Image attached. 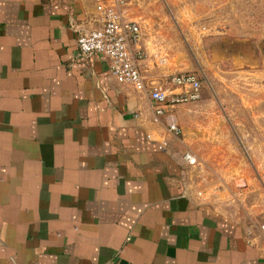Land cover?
Returning <instances> with one entry per match:
<instances>
[{"label": "crops", "instance_id": "crops-1", "mask_svg": "<svg viewBox=\"0 0 264 264\" xmlns=\"http://www.w3.org/2000/svg\"><path fill=\"white\" fill-rule=\"evenodd\" d=\"M159 1L169 0L119 8L140 24L142 71L163 81L192 67L158 61L163 31L150 18L185 15ZM112 2L0 0V264H264L261 217L249 229L187 183L183 154L201 137L188 120L210 98L155 123L145 94L78 53L74 29L97 26L98 5ZM218 7L207 16L222 17ZM219 29L230 57L264 75V32ZM169 114L180 135L165 128ZM254 177L264 203V166Z\"/></svg>", "mask_w": 264, "mask_h": 264}, {"label": "rangeland", "instance_id": "rangeland-1", "mask_svg": "<svg viewBox=\"0 0 264 264\" xmlns=\"http://www.w3.org/2000/svg\"><path fill=\"white\" fill-rule=\"evenodd\" d=\"M219 5H224L222 17L207 16ZM162 8L185 15L150 18L163 31L157 41L160 51L183 68L191 65L182 72L195 73L201 94L210 98L196 118L188 120L191 133L201 137L195 142L197 162L189 166L187 183L249 229L255 217H261L260 229L264 203H255L260 195L251 194L250 179L255 180L256 163L264 166V75L260 64L230 57L227 49L233 42L220 39L219 28L235 26L261 34L264 0H169Z\"/></svg>", "mask_w": 264, "mask_h": 264}, {"label": "built area", "instance_id": "built-area-1", "mask_svg": "<svg viewBox=\"0 0 264 264\" xmlns=\"http://www.w3.org/2000/svg\"><path fill=\"white\" fill-rule=\"evenodd\" d=\"M123 1L99 4L97 26L86 30L75 28V43L81 56H99L107 60L109 73L117 82L128 84L145 94L157 123L167 109L199 100L201 82L193 72L169 74L163 81L144 74L141 65L146 54L139 46L141 27L138 21L124 16L119 8ZM158 61L166 63L167 56H161ZM165 128L175 135L181 134L173 114L167 116ZM183 158L189 165L197 162V157L191 151H186ZM260 230L264 232V223L260 225Z\"/></svg>", "mask_w": 264, "mask_h": 264}]
</instances>
